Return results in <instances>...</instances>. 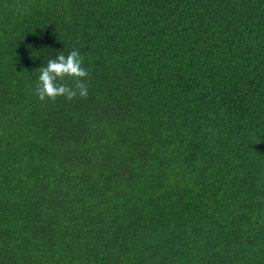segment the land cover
<instances>
[{"label": "trees", "instance_id": "obj_1", "mask_svg": "<svg viewBox=\"0 0 264 264\" xmlns=\"http://www.w3.org/2000/svg\"><path fill=\"white\" fill-rule=\"evenodd\" d=\"M0 264H264V0H0Z\"/></svg>", "mask_w": 264, "mask_h": 264}, {"label": "clouds", "instance_id": "obj_2", "mask_svg": "<svg viewBox=\"0 0 264 264\" xmlns=\"http://www.w3.org/2000/svg\"><path fill=\"white\" fill-rule=\"evenodd\" d=\"M68 75L76 78L75 87L63 83H57L56 77ZM88 76V72L83 67V57L77 50L71 51L67 56L60 54L56 59L48 61L47 68L40 71L39 86L37 93L41 100L66 96L73 99L77 95L80 97L88 96V88L83 78Z\"/></svg>", "mask_w": 264, "mask_h": 264}]
</instances>
